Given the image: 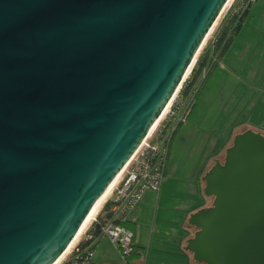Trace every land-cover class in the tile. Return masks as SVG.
Returning <instances> with one entry per match:
<instances>
[{"label":"water","instance_id":"water-1","mask_svg":"<svg viewBox=\"0 0 264 264\" xmlns=\"http://www.w3.org/2000/svg\"><path fill=\"white\" fill-rule=\"evenodd\" d=\"M229 0H0V264L76 240ZM187 217L199 264H264V135L236 134Z\"/></svg>","mask_w":264,"mask_h":264},{"label":"crops","instance_id":"crops-1","mask_svg":"<svg viewBox=\"0 0 264 264\" xmlns=\"http://www.w3.org/2000/svg\"><path fill=\"white\" fill-rule=\"evenodd\" d=\"M206 75V71H203L201 78H205V82L200 86L185 120L180 123L181 125L179 124L174 139L183 137L186 132L184 126L190 117L193 119L192 122L198 118L193 127L196 130L202 119H204L203 122L212 119L211 124L214 126L231 124L229 117L233 115L236 117L238 114V100H247L250 92H253V95L249 97L252 104L245 117L249 119L253 110L258 107V102L254 101V94L260 89H262V94L264 93V0H254L250 4L218 64L207 77H205ZM255 84L257 85L255 86ZM245 117L241 115V118ZM263 122L264 114L261 116L260 122L253 125L264 129ZM207 131L209 133L205 134L204 138L219 137L220 132ZM210 154L211 152L206 153L205 157H209ZM170 155L171 149L168 158ZM207 166L208 163L205 165V169ZM194 184L192 186L196 188L195 191L190 188V192L186 190L180 194L172 193L170 197L176 203H172V200L170 203L162 201L161 187L157 192L146 191L135 207L126 215L127 229L132 233V242L137 248L143 249L145 257L151 238L157 236L159 249H163L167 243L171 244L173 250L170 251V254L179 259V261H174V264L188 262L190 253L183 250L184 240L189 237L190 233L186 229L187 217L203 206L202 201L205 197L201 191V183L200 185L197 182ZM191 199L196 200L194 204H187ZM143 211L146 213L144 214ZM91 253L94 264H113L118 261L120 256L117 248L103 234L97 236L92 242ZM141 262L144 264L143 260Z\"/></svg>","mask_w":264,"mask_h":264},{"label":"built area","instance_id":"built-area-1","mask_svg":"<svg viewBox=\"0 0 264 264\" xmlns=\"http://www.w3.org/2000/svg\"><path fill=\"white\" fill-rule=\"evenodd\" d=\"M253 1L239 0L230 13L238 14ZM178 91L179 89L148 135L125 163L101 202H109L110 215L108 222L102 228V234L117 248L123 261L132 251V233L114 221H122L146 191L157 192L160 188L170 137L176 127L185 120L193 102L192 95L183 103L177 97ZM96 210L88 222L95 221ZM88 222L76 238L77 242L80 239L90 238L86 228ZM84 232L85 234L81 236ZM72 250V248L68 249L69 254L65 253L60 259L63 261L59 260L57 264H62L64 261H67V264H94L91 250L88 248L71 257Z\"/></svg>","mask_w":264,"mask_h":264},{"label":"rangeland","instance_id":"rangeland-1","mask_svg":"<svg viewBox=\"0 0 264 264\" xmlns=\"http://www.w3.org/2000/svg\"><path fill=\"white\" fill-rule=\"evenodd\" d=\"M237 2H239V0H230L227 3L219 18L217 19L215 25L213 26L212 30L209 32L208 37L206 38L200 51H202L205 47H209L210 41L212 40L213 35L217 30L218 26L223 20H225V18L227 19L228 13L231 11L233 6L236 5ZM188 75L186 76V78L188 77ZM256 85L257 84H255V86ZM261 90L262 89H260L257 93L254 94V101L258 102V107L253 110L252 115L249 119L245 117V114L248 112V110L250 109L249 106H251L252 104V100H250L249 97L253 95V92H250L247 100H238V114L236 115V117L234 115L232 117H229L231 118L229 119L231 121V124L227 123V125L223 126L222 124H217L214 126L211 124L212 119L205 120L204 122V119H202L199 123L200 125L198 126V129L196 130L193 127L195 121L198 118H195L193 122V119L191 117L188 119V123L186 124V126H184L187 133L185 132L182 138L178 137L172 142L171 155L169 157L167 167V174L163 177L162 185L160 186L162 188L161 193H163L161 195L163 202L167 201L168 203H170V201L172 200V203H176L175 201H173L172 197H170L174 192L175 194L186 192V190L187 192H190V188L192 191L196 190V188L193 187L195 185L194 183H196L194 181V176L196 179V175L193 176V173L195 171L197 172V174L199 173L201 166L204 165V161H206L208 158L205 157L206 153H213L214 150V152H216L219 149L221 151L219 157H221L223 151L222 148L224 147V145H228L236 134H239L248 128L257 127H254L255 125L253 124L259 123L261 116L264 114V93L262 94ZM177 97L178 99L181 98L179 94H177ZM241 115L245 118H241ZM262 127L264 128V122L262 124ZM218 128L221 129L219 130ZM207 130H212V132L215 131L216 133L220 132L219 137H216L215 139L204 138L205 134L209 133ZM210 164L211 161H209L208 166ZM210 200L211 199L209 197H203L202 205H208L210 203ZM194 201L196 200L191 199L187 202V204H194ZM102 204L103 203H101L98 209L96 210L95 216L96 213H98V211L100 210ZM143 212L144 214L146 213V211ZM171 214H173V212H171ZM91 223L92 222L89 221L86 228L89 229ZM85 232L81 236H83ZM191 234L192 231H190L189 236H191ZM158 242L159 241L157 239V236L151 238L150 246L147 248L146 257L144 256L142 259L144 264H174V261H179V259L175 255L170 254V251L173 250L170 243H167L163 249H159V245L157 244ZM77 243L78 242L76 240L70 248L73 249ZM66 253V255L69 254L68 252ZM189 256L190 259L188 260V262H184L183 260H181L183 261L182 264H199L193 260L191 254H189ZM113 264L126 263L119 256L118 261Z\"/></svg>","mask_w":264,"mask_h":264},{"label":"trees","instance_id":"trees-1","mask_svg":"<svg viewBox=\"0 0 264 264\" xmlns=\"http://www.w3.org/2000/svg\"><path fill=\"white\" fill-rule=\"evenodd\" d=\"M249 6L250 5H248L244 11L238 12V14L229 12L227 19L225 18V20L220 23L217 30L215 31L213 38L210 41L209 47L203 48V50L198 53L190 69L188 77L184 79L178 91V94L181 97L179 98L183 103L188 101L192 95H194L195 98L197 92H199L198 90L200 89V86H202L205 82V78H201L203 71L206 70L208 75L216 67L220 57L229 46L234 33L238 30ZM207 75L205 77H207ZM180 125L176 127L175 131H173L168 143V152L166 155L163 177L165 176L166 164L172 146V141ZM108 208L109 202H105L101 205L100 210L98 213H96L95 221L91 223L88 229L90 238L87 240L80 239L73 248L70 255L71 257L79 252H84L87 248L88 250L92 249V242L97 236L102 235V228L109 220L110 215L108 213ZM114 222L120 224L126 229L128 228L126 217L122 221ZM142 250L137 248L132 242V251L130 255L124 259V262L126 264H141L142 258L144 256ZM62 264H67V261H64Z\"/></svg>","mask_w":264,"mask_h":264},{"label":"flooded vegetation","instance_id":"flooded-vegetation-1","mask_svg":"<svg viewBox=\"0 0 264 264\" xmlns=\"http://www.w3.org/2000/svg\"><path fill=\"white\" fill-rule=\"evenodd\" d=\"M252 3V2H251ZM250 3V4H251ZM249 4V5H250ZM247 8V7H246ZM245 8V9H246ZM244 9V10H245ZM243 10V11H244ZM193 102H194V95H193ZM192 102V103H193ZM192 105V104H191ZM254 127H256V126H254ZM248 129H251V130H255V131H258V132H261L263 135H264V129H260L259 127H256V128H248ZM247 130V129H246ZM245 131V130H244ZM174 139V138H173ZM173 142V141H172ZM231 144V141L229 142V144L228 145H226L224 148H222V154L224 155V149H226L229 145ZM215 151V150H214ZM213 151V153H211L210 155V157H208L207 158V160H206V163H205V161H204V165H202L201 166V169H200V171H199V173L197 174V172L195 171L194 173H193V176L194 175H196V179H195V176H194V180L197 182V183H199V185H200V183H201V185H202V187H201V191H203V182H202V176L204 175V173L214 164V161L216 160V159H218L221 163H222V161H223V155H221V157H219V154L221 153V151L218 149L216 152H214ZM168 161H169V158L167 159V164H166V170H167V167H168ZM209 161H211V164L208 166V168L206 167V169H205V165L207 164V163H209ZM200 195H201V193H200ZM210 202H211V200H210ZM204 206V205H203ZM206 206V205H205ZM200 207H202V206H200ZM199 207V208H200Z\"/></svg>","mask_w":264,"mask_h":264},{"label":"bare ground","instance_id":"bare-ground-1","mask_svg":"<svg viewBox=\"0 0 264 264\" xmlns=\"http://www.w3.org/2000/svg\"><path fill=\"white\" fill-rule=\"evenodd\" d=\"M230 1V0H229ZM228 1V2H229ZM212 30V29H211ZM208 37V36H207ZM192 67V66H191ZM191 69V68H190ZM189 72H190V70L187 72V75L189 74ZM186 75V76H187ZM186 76H185V78H186ZM114 182V181H113ZM112 182V183H113ZM112 185V184H111ZM111 187V186H110ZM109 187V188H110ZM75 242V240H73L72 242H70L69 244H67V246L61 251V253L60 254H58L55 258H54V260H53V262H51L50 264H57L58 263V261L61 259V257L68 251V249L71 247V245H73V243Z\"/></svg>","mask_w":264,"mask_h":264}]
</instances>
